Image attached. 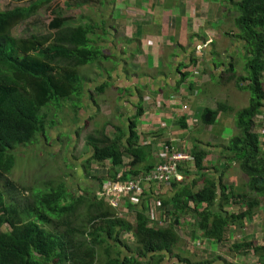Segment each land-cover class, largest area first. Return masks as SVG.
Instances as JSON below:
<instances>
[{
	"label": "trees",
	"instance_id": "16d2710c",
	"mask_svg": "<svg viewBox=\"0 0 264 264\" xmlns=\"http://www.w3.org/2000/svg\"><path fill=\"white\" fill-rule=\"evenodd\" d=\"M58 1L13 0V4H8L10 8L0 12V264H94L97 251L105 245L108 264H234L221 255L211 259H194L189 252L184 255V241L177 231L181 221L192 213L200 237L208 242L227 243L232 228L259 220L264 202V144L256 132L255 120L264 118V0H230L238 12L235 26L239 30L237 37L245 42V69L249 76L238 78L234 62L227 72L233 74L230 81L240 79L238 87L252 95L249 107L238 113L239 134L227 146L231 158L223 168H207L204 159L208 152L196 145L192 148L194 173H187L182 166V181L170 186L167 197L158 193L156 198L160 211L173 206L174 221L165 229L150 225L144 206L136 210L133 225L119 217L107 197L87 199L85 194L71 193L64 181L58 185L51 182L50 188L34 189L31 202L7 179L15 171V151L29 147L39 135H47L58 124V114L67 107L65 101L83 95L84 83L78 70L99 57L88 46V24L64 27L63 20L58 19L49 24V29L55 31L50 35L15 36L17 27L35 19L43 10H50ZM186 78L187 75L183 80ZM143 110L141 103L137 115L129 118L126 125L107 122L98 131L99 136L89 137L91 160L85 159L82 169L98 183L99 192L104 185L127 183L155 169L152 146L141 143L137 131L136 119ZM232 111L229 104L218 102L217 110L202 111L200 125H214L220 113ZM98 112L99 115L101 111ZM53 119H57L55 124L48 126ZM180 125L187 128L184 122ZM108 128L114 130V137ZM91 161L110 162L108 177L91 175ZM118 167H123L121 173ZM235 167L248 181V194L239 195L234 188L223 185L224 173ZM78 176L83 179L84 172L80 170ZM154 189L144 185L141 196H155ZM248 195L254 200L244 203ZM230 206L238 210L224 212ZM124 233L135 238L134 248L125 242L112 244L110 239L121 242ZM231 250L264 257V243L256 241L232 244Z\"/></svg>",
	"mask_w": 264,
	"mask_h": 264
},
{
	"label": "crops",
	"instance_id": "0c3cea01",
	"mask_svg": "<svg viewBox=\"0 0 264 264\" xmlns=\"http://www.w3.org/2000/svg\"><path fill=\"white\" fill-rule=\"evenodd\" d=\"M99 1L101 7L92 11V16L95 14L98 16L93 18L91 16L89 19L88 14L86 16L81 14L82 16L75 21L78 23L77 26L88 24L90 27L88 28L90 29L89 48H94L99 57L107 58L105 63L108 65L104 70L107 74L103 77H109L110 82L108 83L110 84L98 85L97 91L100 93V89L105 88L102 92L104 93L116 84L118 88L115 91L119 99H122L119 105L125 109L119 117L120 125H126L129 118L137 115L142 103L144 110L143 115L136 119L137 131L141 137L140 142L152 146L153 169L168 160L171 153L182 152L190 157L183 164L184 171L193 174L191 150L195 145L208 152L204 159L205 167L211 168L218 165L219 168H223L231 158L227 146L230 140L239 134L238 113L249 107L252 98L250 91L241 90L238 87L237 81L240 79L230 81L233 74L227 72L231 62H234L238 78L249 76L244 69L246 63L244 65L235 58L237 53L246 55L245 42L237 37L238 33L222 30L226 28L225 20L230 19L226 18L224 11L228 13L231 7L235 8L234 2L236 3L237 0L234 2L230 0ZM226 1L230 4H226ZM63 3L66 5L67 1L63 0ZM73 9L84 10L87 13L83 4L74 6L71 10ZM217 21L219 29L210 26L211 23ZM216 35L219 37L215 38ZM208 42L210 45H207ZM197 47L200 48L197 49ZM101 50L103 53L109 50L110 53L103 55ZM131 54H133L132 60L129 63ZM143 55H146V58L142 62L138 57ZM194 60H196V65L192 68ZM96 63L85 65L83 68L92 67ZM98 69L101 70L100 67ZM131 73L134 76H128ZM185 75L187 78L183 80ZM220 79L221 83H219ZM91 99L94 105L98 106L97 97H92L90 93L85 92L80 97V103L86 106ZM101 99L105 100L104 97ZM218 102L229 104L233 111L220 113L214 125H200L202 111L217 110ZM255 121L256 132L260 135L263 145L264 118L259 116ZM181 122L186 123L187 128H182ZM84 127V125L81 126L78 135ZM76 131L77 127L75 133ZM122 170L123 167L117 168L120 173ZM223 177V185L234 188L237 194L243 195L248 192L246 190L248 181L239 167L224 173ZM134 179L131 178L130 181ZM153 187L156 191L155 196L142 197L139 195L125 199L121 204V209H123L119 211L121 212L119 216H125L133 224L136 210L144 206L150 225L156 229H165L172 224L170 219L173 206L170 205L160 211V205L156 199L158 193L166 194L167 197L171 187ZM253 200L254 198L248 195L244 203H251ZM237 210L238 208L231 206L224 208V212L233 213ZM150 218L153 219V223ZM263 224L264 202L260 207L259 220L245 227L253 228L252 232L247 234L248 231L245 228L234 227L230 231V241L227 243L204 240L196 233V226L181 229L188 235L190 242L191 240L200 242L201 248L209 247V252L212 254H208L207 258L211 259L219 253L217 249L211 251L212 248L221 247L222 244L232 245L244 242L238 238L263 244ZM256 225L258 228H255ZM240 231H245L246 234L241 236ZM177 232L179 234V231ZM248 253L250 255L246 259L240 257L241 252L234 253V255L227 256L228 261L234 264H262L264 262V257H259L252 252ZM201 258L206 257L201 256Z\"/></svg>",
	"mask_w": 264,
	"mask_h": 264
},
{
	"label": "rangeland",
	"instance_id": "374dc122",
	"mask_svg": "<svg viewBox=\"0 0 264 264\" xmlns=\"http://www.w3.org/2000/svg\"><path fill=\"white\" fill-rule=\"evenodd\" d=\"M64 1H67L66 5L63 3V0H60L55 5H53L50 10L45 9L35 19L21 24L15 30V36H17L18 38H28L34 34L50 35L55 31L49 29V23H51L53 20L58 19L63 20L64 27L77 26L78 23L75 20H78L82 16L81 14H83V16H86L88 14V18L90 19L93 13L92 11L98 10L101 7V2L99 0L94 3H83L77 0ZM238 1L240 0H237L236 3ZM8 4H13V0H0V12H3L4 10L10 8L11 6ZM79 4H83L87 13L84 10L79 9L71 10L74 6H77ZM226 4H230V2L226 1ZM226 8L228 9V7ZM219 11H221V9H219ZM224 14L226 15V18L230 19L225 20L226 28L222 30H226L230 33H239V30L235 26V19L238 18V12L235 10V8L231 7L230 10H228V13L224 11ZM96 16L98 15L95 14L94 16H92V18ZM210 26L219 29V22L217 21L211 23ZM219 35H216L215 38H218ZM144 44H147V42H144ZM207 45H210V42H208ZM200 47H197V49ZM104 53L109 54L110 51L107 50L104 51ZM104 53L103 55H105ZM132 55L133 54H131V58L128 61L129 63H131ZM145 58L146 55L138 57V59H140V61L142 62ZM235 58L239 62H243V64L245 65L246 57L244 53H237ZM105 61H107V58L100 56L96 60L97 63L92 65V67L79 69V74L84 81L83 93H90L92 97H97L96 101L98 106L96 104L94 105L93 99H91L90 102L86 103V106H83V104L80 103V98L72 97L71 100L65 101L64 104H66L65 106H67L68 108L64 107L62 112L58 114V124H56L52 129H49L47 135L41 134L39 135L38 140L31 144L29 147H21L15 151V171L12 175H8L7 179L8 181H11L18 190L22 191L21 196L27 198L25 200H31V202L33 201L32 196L34 195V189H44L45 186L50 188L51 182L54 185H58L62 181L66 183L71 193L79 194L80 196L85 194L87 199L93 198L95 196L100 197L98 183L92 181L88 176L86 170L82 169V166L84 167L83 164L85 162V159L91 160L92 152L87 146L88 139L89 137L99 136L98 131L101 130L103 125L107 122L114 123L115 125H120L119 117L121 113L125 111V109L123 107H120L119 105V101H122V99H119L120 97L116 92V88H118L116 84L113 85L114 87H109L107 90H105L104 93H99V91H97L98 85L110 84L108 83L110 82L109 77H103L105 74H107L104 70L105 67H107L108 63H105ZM99 67L101 68V70L98 69ZM133 74L136 73L133 72ZM133 74L131 73L128 76H134ZM219 83H221V79L219 80ZM103 97L105 100L101 99ZM82 106L83 110H81L82 108H80ZM52 110L55 112L54 108H52ZM98 111H101L99 115L97 114L99 113ZM89 116H92L94 118L91 119L89 118ZM85 118L87 119L84 120ZM55 121H57V119ZM55 121L54 119L49 121L48 126L52 127L55 124ZM83 125H85V127L81 130L80 135H78L80 128ZM76 127L77 133H75ZM108 131L112 136L115 135L112 128H108ZM61 133L63 134L60 141L59 134ZM27 149L34 151H26ZM125 157H127V155ZM111 165L112 164H110V162H108V164H104V162L103 164H100V162L91 161L90 173L93 176L108 177L109 172L112 168ZM80 170L84 172L83 179H80V177L78 176ZM115 209L117 210L118 215H120L121 212L119 211L123 208L121 209V207H119ZM192 216L194 215L191 213L190 216L184 219L183 224H181V227L178 230L184 241V243H182L181 250L184 251V255H186V252L191 253L190 256L194 259H202L201 256H205L207 258L208 254H212L211 252H209L210 248H201L200 242H193V240H191L190 242V238H188V235H186L185 231L183 230L187 226L190 228L196 226L194 218ZM119 217L130 222L125 216ZM150 217L152 216L150 215ZM150 220L153 223V219L150 218ZM170 220L171 222L174 221L173 218H171ZM79 223L80 220L76 224ZM255 228H258V225H256ZM245 229L248 231L246 232L247 234L250 233V231L252 232L253 230V228L250 227ZM246 233L245 231L239 232L241 236H244ZM260 233L261 232L259 231V234ZM110 240H113L111 241L113 245H116L117 243L124 245L122 242H125V244L129 246V248H134L135 245H137L135 238H133L131 235L128 236L125 233L120 237L121 242H117L114 239ZM238 240L246 241L248 239L238 238ZM107 246L108 245H105L103 248L97 251L98 255L96 256V261L94 264H108L109 257L107 254H105L104 251ZM215 249H217L216 251L219 252L216 256H220L219 254H222L221 256L227 259V256L234 255L235 253L231 250V245L229 244H222L221 247L216 246L212 248L211 251ZM125 253L129 252L125 250ZM249 255L250 253L242 251L240 257H244V259H246ZM113 257H116L115 252L113 253Z\"/></svg>",
	"mask_w": 264,
	"mask_h": 264
},
{
	"label": "built area",
	"instance_id": "2783aa9c",
	"mask_svg": "<svg viewBox=\"0 0 264 264\" xmlns=\"http://www.w3.org/2000/svg\"><path fill=\"white\" fill-rule=\"evenodd\" d=\"M189 158L182 152L171 153L168 160L144 176L129 180L127 183L114 182L104 185L99 196L107 197L114 208H119L125 199L141 196L144 185L172 186L182 181L180 168ZM119 180H121V176H119Z\"/></svg>",
	"mask_w": 264,
	"mask_h": 264
}]
</instances>
